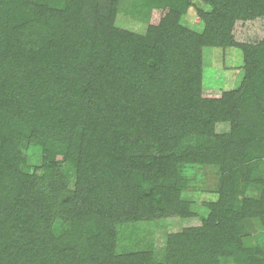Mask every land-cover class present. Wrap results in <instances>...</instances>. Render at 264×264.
Masks as SVG:
<instances>
[{
	"label": "trees",
	"instance_id": "1",
	"mask_svg": "<svg viewBox=\"0 0 264 264\" xmlns=\"http://www.w3.org/2000/svg\"><path fill=\"white\" fill-rule=\"evenodd\" d=\"M202 1L210 7L199 10L203 30L178 25L175 3L165 0L144 12L151 17L143 37L111 24L119 0H0V264H99V250L101 260L108 261L118 227L127 228L143 216L131 211L133 198L148 199L144 214L158 203L165 209L153 216L171 208L193 222L167 234L160 259L145 249L124 253L125 261L264 264V257L253 258V250L247 251L241 241L246 218L258 217L264 226V168L256 171L264 159V36L253 42L234 36L236 22L264 18V0ZM144 2L132 0V8H142ZM35 29L40 38H23L24 31ZM204 45L242 50L248 106L247 99L239 101L240 88L222 92L215 102L202 96L199 57ZM20 53L31 58L10 62ZM8 66L14 67L11 75L6 74ZM119 102L155 112L142 126L139 143L141 147L152 139L150 144L163 152L155 167L140 174L145 181L157 174L164 189L142 181L131 197L133 185L124 179L115 183L123 194L118 199L107 186V162L123 153L115 149L107 155L104 136L117 128L122 134L133 125L109 124V112L118 115ZM221 121L229 122L231 133L220 135L213 145L209 132ZM232 133L241 143H232ZM29 145L42 156L40 168L31 172L21 151ZM170 158L173 163L162 166L161 160ZM209 158L223 168L222 184L198 224L189 201L178 195L172 167ZM251 183L259 193L239 196L238 189ZM46 243L53 249L43 248Z\"/></svg>",
	"mask_w": 264,
	"mask_h": 264
},
{
	"label": "rangeland",
	"instance_id": "2",
	"mask_svg": "<svg viewBox=\"0 0 264 264\" xmlns=\"http://www.w3.org/2000/svg\"><path fill=\"white\" fill-rule=\"evenodd\" d=\"M119 1L118 10L113 16L111 24L116 28L145 37L148 29V20L151 16H147L146 13L145 15L144 12L150 11V9H152V7L157 4V1H161L162 3L165 0H145L144 7L142 8H132V0ZM172 1L175 3L173 6L178 12L176 19L178 25L193 32H199L203 30L204 23L199 14V10L201 9L209 11V5L204 3L202 0ZM62 5L67 6L65 2ZM101 5L104 6L103 4ZM19 8L20 6L14 9V12H16ZM133 11H141V13ZM99 12H103V10ZM153 13L154 16L158 14V12ZM31 14L35 15L32 12ZM3 17L5 21V15H3ZM27 31H24L22 34L24 39L26 38L29 41L35 38H40L39 36L41 31L39 29ZM263 34V17H256L253 20L245 22H236L234 27V36L239 41H257L264 36ZM26 54L27 53H20L19 56L11 58L10 62L15 65L19 58L27 60L30 59L31 55ZM199 60L201 75L200 88L202 90L203 97L215 102L220 100L222 92L228 93L238 88H240L239 94L244 91L243 87H245V85L242 84L244 74V57L240 48L230 45H204L201 48ZM28 67L31 66L29 65ZM13 69L14 67L8 66L6 68V74L11 75ZM104 90L109 91L107 90V87H105ZM111 93L115 95V92L112 91ZM243 94L239 101H245L247 99V95H249V93L246 94L245 91ZM245 102H248L247 104H244L245 106H248V104L251 103L250 99H247ZM110 103L113 105L116 104V102L113 101ZM67 106L70 107L71 111L73 108L72 104H68ZM117 107L118 109L116 110V113L118 115H114L112 117L113 111L109 112V124H115L116 121H129L133 123V125L127 126L122 134L117 128L115 130L117 133L110 134V132H108L106 136H104L105 138L103 143L108 146L107 149H104L107 155H111L115 149L123 153L121 158H117L115 160L112 157L111 160L107 162L106 167L108 170H111L109 173V178L107 179V186L111 187V191L117 195L116 197L118 199L122 198L123 194L118 193V190L120 189L116 188L115 183H120L124 179H129V182H131L133 185L128 193V195L131 194V197L135 196V190L139 188L142 181L145 185L159 186L164 189L162 181L158 178L157 174L153 175L151 174L153 172L149 173L151 175L147 179L148 181L142 180L143 176L140 174V172H142V170L146 169L147 167H149V170L152 167H155L158 157H161L163 152L162 147L150 144L152 139L146 140L141 147V144L139 143V139L142 136L140 132L142 126H146L145 122L154 118L153 116L155 115V112L147 109H145L144 112H141V110H139V108H142L141 105L136 107L131 104L122 105L120 102L118 103ZM93 109L95 110L97 108L93 107ZM238 113L240 114V112ZM228 130L229 122L221 121L218 122V124L216 123L215 130L210 131V135L208 136L213 137L210 138V140L213 141V145L215 144V140H217L216 138H220V135L225 133L230 134L231 132H228ZM196 134L197 133L191 137L192 140L190 143H194L193 138ZM208 137L204 135L203 140L208 139ZM229 138L232 140V143H241L240 137H235L234 133L229 135ZM119 141H126V143L129 145H126L125 147H118L116 142ZM238 146L241 147L240 145ZM21 151L26 157V171L31 172L35 167L40 168L42 156L41 152L37 150L36 147L29 145L27 147L21 148ZM161 161L164 163L162 166H168V164L173 163L171 158L169 161H165L164 159ZM172 168L175 169L178 177V179H176L178 182V187H176L178 195L182 199L189 201L191 211L198 215L196 220L199 224L200 217H206L210 212L207 203L211 200L218 199L219 188L222 184L221 180L223 168L219 163L213 162L210 158L205 162H176ZM263 168L264 159L262 158V160H260L259 164L257 165L256 171L261 172ZM36 173L40 174L41 169H38ZM62 176L64 175L62 174ZM93 179H95V175H93ZM71 180L74 179L72 178ZM238 193L239 196L248 195L255 197L259 193V187L251 183L245 190L239 188ZM125 194L126 193H124V195ZM145 202H148V199L136 201L135 198H133V201L130 204L131 211H136V213L138 212V214L143 215L142 218L137 217V219L131 220L127 228L120 229L118 227L116 243L114 248L112 247L111 249L112 257L108 258L110 261L101 260V255L104 256V253L102 250H99L101 253V255L98 253L99 261H101L99 264H117V260L120 261L119 264H134V258L132 257L125 261L124 253L145 249L151 250L152 254L158 260L163 255L162 250L167 234L179 233L186 226L188 227L189 225H192L193 221H190L189 218L181 217L177 212H175V210L171 208L164 210L163 216H153V211L158 212L160 209H165L164 207L161 208V204L158 205V203H155L152 209L148 213L144 214L143 210L146 209L144 206ZM65 225L68 226V223H65ZM242 225V245L247 251L248 249L253 250V258L260 259V257H264V226L261 221L258 219V217H249L243 221ZM66 229L67 227L63 226V230ZM123 237L127 240H123ZM130 238L132 243H130ZM47 247H49V249H53V245L51 243H46L43 248ZM227 263L234 264V262L230 260L227 261Z\"/></svg>",
	"mask_w": 264,
	"mask_h": 264
}]
</instances>
